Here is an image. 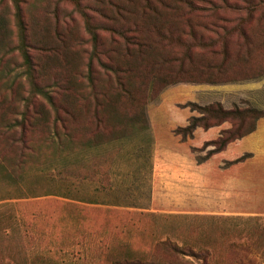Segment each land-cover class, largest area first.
<instances>
[{"label":"rangeland","instance_id":"obj_1","mask_svg":"<svg viewBox=\"0 0 264 264\" xmlns=\"http://www.w3.org/2000/svg\"><path fill=\"white\" fill-rule=\"evenodd\" d=\"M23 6L31 43L36 45L29 51L35 64L48 68L43 77L37 71V80L47 83L72 76L71 81L76 79L86 90V50L92 45L81 9L94 25L106 22L90 9L96 7L94 1L81 0L77 6L74 0H28ZM245 14L221 11L208 21L231 26ZM10 18L15 42V21ZM245 18L248 39L237 31L231 34L226 60L199 47V58L184 64L193 78L204 79L210 71L203 65L225 61L219 78L240 79H181L164 88L157 81L160 87L152 94L151 82L144 100L142 95L145 119L126 127V134L119 136L108 128L85 147L73 143L66 151L53 146L41 151L39 132L23 160L20 129L16 134L10 130L11 121L21 116L23 101L16 111L14 104L0 101V264H264V216L237 219L185 211L218 196L212 188L197 192L182 178L184 169L213 148L206 140L212 131L198 127L186 139L175 133L190 116L200 115L187 106L190 101L264 109V12ZM217 31L223 32L220 27ZM97 33L107 34L101 28ZM204 33L207 38L217 36L211 29ZM61 39L83 52L76 67L65 64L64 52L58 60L51 58L50 49ZM174 47H165V53L170 55ZM22 61L16 50L3 59L13 74L23 70ZM94 66L93 77L99 83L104 76L96 60ZM173 68L168 64L163 71ZM23 92L29 94L27 84ZM58 92L52 91L53 97ZM259 122L264 124V118Z\"/></svg>","mask_w":264,"mask_h":264},{"label":"trees","instance_id":"obj_2","mask_svg":"<svg viewBox=\"0 0 264 264\" xmlns=\"http://www.w3.org/2000/svg\"><path fill=\"white\" fill-rule=\"evenodd\" d=\"M74 1L77 6L81 4V0ZM93 1L96 7L89 6L92 7L90 9L102 14L106 22L94 25L85 10L81 9L86 15V26L91 34L88 42L92 45L90 50H86L88 88L85 90L79 87L76 79L74 83L71 81L72 76L47 83L37 80V71L43 77L48 73V68L35 64L29 51L30 47L36 48V45L31 43L33 40L23 6L28 0H0V65L10 68V64L3 63V59L11 50H16L23 60L21 72L13 74L8 67L0 68V101L14 104L15 111L23 101L21 116L10 123L12 134L18 133L19 128L21 141L25 143L21 152L23 160L26 152L35 145L34 135L39 132L43 133L37 142L41 151L51 146L53 149L66 151L73 143L85 147L96 141L102 131L108 128L113 133H119V136L126 134V127L145 119L142 95L144 100L151 82H154L152 94L160 87L157 81L164 88L181 79L208 83L240 79L219 78L225 69V61L207 62L203 65L210 71L204 79L193 78L184 64H192L199 58L195 52L199 47L202 50L204 47L209 48L214 55H221L226 60L229 55L227 38L237 31L247 40L244 25L249 19L245 17L264 12V0ZM221 11H245L246 16H239L231 26H222L217 20L208 21L209 16ZM10 15L15 21V42L12 39ZM218 27L223 32L217 31ZM97 28L103 29L107 34L99 35ZM210 29L217 33L216 37L207 38L204 31ZM218 43L220 47L217 48ZM177 44L180 49H176ZM238 45H242L240 41ZM167 46H175L170 55L165 53ZM50 50L53 60L60 59L61 52H64L65 64L72 67H76L84 57L82 51L73 49V43L65 39L59 40ZM94 60L100 67L98 73L104 76V80L99 83L93 77ZM168 64L171 68H176L163 71ZM186 74H190V77L183 76ZM25 84L29 86L27 96L23 92ZM54 87L59 90L56 98L52 95ZM187 106L200 115L190 116L186 125L175 129V133L183 139L192 137L198 127L208 129L225 122L230 123L229 127L221 130L217 138L209 141L213 148L199 162L255 131L259 119L264 117V109L250 106L227 108L220 101L204 105L190 101ZM123 127L125 129H121ZM238 160L240 159L235 161Z\"/></svg>","mask_w":264,"mask_h":264},{"label":"crops","instance_id":"obj_3","mask_svg":"<svg viewBox=\"0 0 264 264\" xmlns=\"http://www.w3.org/2000/svg\"><path fill=\"white\" fill-rule=\"evenodd\" d=\"M222 127L201 129L212 131L206 137L212 140L227 128ZM182 178L193 184L197 192L212 188L218 195L214 202L200 200L194 209L185 210L187 212L237 219L264 216V124L258 121L252 133L231 142L202 162H193L183 170Z\"/></svg>","mask_w":264,"mask_h":264}]
</instances>
